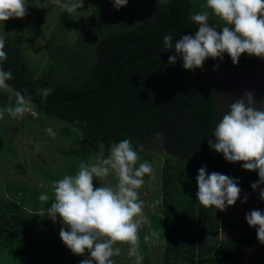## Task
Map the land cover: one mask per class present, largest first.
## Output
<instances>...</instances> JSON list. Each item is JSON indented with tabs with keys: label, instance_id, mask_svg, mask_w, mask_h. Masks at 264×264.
Returning a JSON list of instances; mask_svg holds the SVG:
<instances>
[{
	"label": "trees",
	"instance_id": "1",
	"mask_svg": "<svg viewBox=\"0 0 264 264\" xmlns=\"http://www.w3.org/2000/svg\"><path fill=\"white\" fill-rule=\"evenodd\" d=\"M206 0H128L117 9L112 0L93 4L72 36H67L72 23L59 20L53 32L44 40L47 55L45 65L32 73L21 44L5 43L7 60L0 68L11 71L9 89L30 98L31 106L39 114L61 120L60 134L69 143L58 152L72 157L79 164L100 147L106 148L129 139L139 152L141 161L164 136V142L180 155L163 153L157 187L156 210L147 211L148 224L139 231L141 264H264V244L257 239L255 227L247 222L233 237L216 238L236 223L233 217L219 218L215 207L205 208L196 197V177L201 167L206 173L217 172L236 179L238 187L250 190L247 211L264 213V201L259 199L260 185H251L259 177L236 163L226 162L222 153L210 148L216 120V101L213 88L191 77L180 78L164 92H154L149 80L160 61L158 55L128 59L119 74L113 76L126 58L152 51L164 54L163 65L155 78V87H165L180 71L185 70L180 57L174 65L167 63L173 49H166L163 37L171 34L173 45L183 35H194L197 25L191 16L204 10ZM64 23V24H63ZM209 24L220 31L222 22L210 15ZM260 58L242 54L233 64L227 54L223 59H207L204 66L217 64L223 68L251 67ZM53 89L47 100L38 91ZM14 97L0 89V107ZM0 136V150L5 147ZM143 146V151L139 146ZM4 152L12 150L5 147ZM48 170V169H47ZM39 171L48 181L44 188L18 185L19 197L0 192V264H80L89 258L74 255L61 241L59 232L42 229V211L51 205L41 202L39 195L50 197L51 183L56 176ZM68 175H74L69 173ZM155 230L159 233L160 249L155 254L144 237ZM245 248H257L253 258L240 262ZM159 257V259H158ZM113 259V258H112ZM157 259V262H156ZM114 260V259H113ZM115 262V261H114ZM116 264V263H115Z\"/></svg>",
	"mask_w": 264,
	"mask_h": 264
},
{
	"label": "clouds",
	"instance_id": "2",
	"mask_svg": "<svg viewBox=\"0 0 264 264\" xmlns=\"http://www.w3.org/2000/svg\"><path fill=\"white\" fill-rule=\"evenodd\" d=\"M119 9L128 0H112ZM54 3L67 13H73L83 6L84 0H45L38 6L46 8ZM27 4L25 0H0V23L10 18H23ZM204 10L194 13L191 20L198 26L194 35H183L173 45L171 34L163 37L164 47L173 49L175 55L168 57L167 63L174 65L180 57L187 71L202 69L207 59H223L227 54L235 65L242 54L264 59V0H206ZM210 15L222 22L220 31L209 24ZM5 39L0 37V61L7 60ZM218 67L216 65L215 68ZM13 79L11 71L0 68V89H8L7 81ZM53 89H39L38 95L47 100ZM14 106L0 110V119L5 112L12 117L23 118L32 112L30 98L21 92L15 93ZM257 100L250 90L228 105L219 123L214 129L215 142L208 140L211 149L222 153L226 162H243L242 168L258 171V180L251 185L255 191L264 185V108L256 107ZM35 114V113H33ZM49 136L55 137L52 128L45 129ZM156 138L164 142L162 133ZM38 148V146H37ZM143 151V146H139ZM139 152L133 148L129 139L115 144L106 158L95 162L81 161L74 175H65L51 183L52 196L39 195L41 202L51 205L46 209L47 216L55 222L60 217L59 237L63 244L74 254L82 255L86 250L89 258L80 264H115L112 257L120 254L118 243L128 245V256L134 258V264H141L144 257L140 252L139 231L148 223L143 213L144 201L139 198V189L144 185V177L154 175V169L148 161L139 162ZM139 162V163H138ZM113 175L115 186L101 184L94 187L93 181H104ZM198 202L204 206L215 207L223 211L235 204L241 189L237 181L217 172L206 173L201 167L196 177ZM259 199L264 201V188L259 191ZM247 196L242 203L246 202ZM250 227L257 229L256 236L264 244V213L252 210L245 216ZM155 230L144 237L148 243L158 238Z\"/></svg>",
	"mask_w": 264,
	"mask_h": 264
},
{
	"label": "rangeland",
	"instance_id": "3",
	"mask_svg": "<svg viewBox=\"0 0 264 264\" xmlns=\"http://www.w3.org/2000/svg\"><path fill=\"white\" fill-rule=\"evenodd\" d=\"M100 0H84L83 6L78 8L73 13H67L59 5L50 3L48 7L42 8L38 6V0H25L27 4V14L23 18H10L9 20L0 23V37H3L6 43H18L21 44L23 53L28 58V65L32 73H36L41 69L46 61L47 55L44 48V40L47 35L56 32L58 35V29L55 27L59 20H66V23L71 22L67 36H72L75 29L82 23V21L88 15L90 8L93 4H97ZM45 0H39V3H44ZM64 24V23H63ZM8 97H14L15 93L9 88L5 89ZM8 106H12L10 101L0 107V110H4ZM32 112L26 113L23 118L13 119L6 112L3 119H0V136L5 141V147H9L12 151L8 154L4 152L6 148L0 150V192L4 195H11L16 197L14 189H20L18 185L37 186L44 188V184L48 181L39 177V172L42 175L44 169H48L47 172L53 174L57 179H62L65 175L76 173L78 171L79 164L75 163L77 160L72 157H64L58 152L60 146L68 145V141L64 140L60 134V127L63 122L54 118H50L39 114L31 106ZM35 113V114H33ZM52 128L56 133L55 137L49 136L45 129ZM115 144H111L106 148L100 146L93 155L89 158H84L81 161L86 163H92L100 158H106L110 149ZM38 146V148H37ZM171 153L180 155L179 152L171 149L166 142H156L153 149L149 151L147 159L139 162L148 161L153 169V177L145 176L144 185L138 190L139 198L144 201L143 213L146 216L147 211L156 210L157 199H151V195L155 194L158 190V176L160 165L162 161L163 153ZM138 162V163H139ZM39 171V172H38ZM94 187H100L101 184H111L115 186L116 179L113 175L107 177L104 181H93ZM239 199L234 205L226 207L225 210H217L219 218L233 217L236 223L232 229L227 232H219L216 234V238L233 237L240 232L246 225L245 216L247 211V200L242 203L244 197L249 196L250 190L240 188ZM18 197L19 191H17ZM44 215V222L41 226L42 229H53L55 232L60 231L64 225L61 223L60 217L57 216L55 222H53L45 211H42ZM148 224V223H146ZM145 224V225H146ZM144 239V238H143ZM160 240L156 238L151 239L148 243L150 248L159 250ZM116 247L120 248V254L112 257L116 264H134V258L129 259L128 245L126 243H118ZM152 250V249H151ZM257 252V248H245L242 255L239 257L240 262L253 258ZM84 258V253L80 255ZM159 259V257H158ZM157 262V259H156Z\"/></svg>",
	"mask_w": 264,
	"mask_h": 264
},
{
	"label": "water",
	"instance_id": "4",
	"mask_svg": "<svg viewBox=\"0 0 264 264\" xmlns=\"http://www.w3.org/2000/svg\"><path fill=\"white\" fill-rule=\"evenodd\" d=\"M148 55L160 56V61L149 80V87L152 91L164 92L173 87L180 78L185 76L206 82L214 90L217 123H219V120L222 118L223 114L228 111V105L234 102L236 99L242 97L245 90H250L254 93L255 99L257 100L256 107L264 108V59H260L255 65L251 67L240 66L233 68H223L218 65V67H216L214 70V67L217 65L214 63L203 66L202 69H195L193 71L182 70L176 74L165 87L157 88L155 87V78L163 65L165 56L159 51H152L136 57L126 58L118 66L113 79L119 74L123 63L128 59L143 58ZM235 163L242 167L243 162ZM252 172H254L255 176L258 177V171L254 170Z\"/></svg>",
	"mask_w": 264,
	"mask_h": 264
},
{
	"label": "crops",
	"instance_id": "5",
	"mask_svg": "<svg viewBox=\"0 0 264 264\" xmlns=\"http://www.w3.org/2000/svg\"><path fill=\"white\" fill-rule=\"evenodd\" d=\"M153 250V248H151ZM156 250H154V254H155ZM129 259H133V258H129ZM115 261V260H114ZM116 263V262H115Z\"/></svg>",
	"mask_w": 264,
	"mask_h": 264
}]
</instances>
